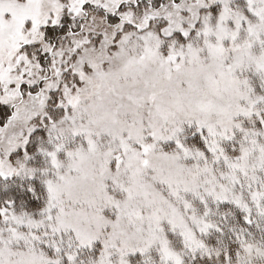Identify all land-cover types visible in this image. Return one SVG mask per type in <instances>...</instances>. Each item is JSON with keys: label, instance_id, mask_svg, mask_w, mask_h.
<instances>
[{"label": "snow or ice", "instance_id": "obj_1", "mask_svg": "<svg viewBox=\"0 0 264 264\" xmlns=\"http://www.w3.org/2000/svg\"><path fill=\"white\" fill-rule=\"evenodd\" d=\"M0 264H264V0H0Z\"/></svg>", "mask_w": 264, "mask_h": 264}]
</instances>
